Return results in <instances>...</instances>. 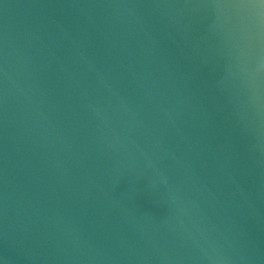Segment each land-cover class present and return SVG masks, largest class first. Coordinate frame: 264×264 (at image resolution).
<instances>
[{
  "label": "water",
  "instance_id": "95a60500",
  "mask_svg": "<svg viewBox=\"0 0 264 264\" xmlns=\"http://www.w3.org/2000/svg\"><path fill=\"white\" fill-rule=\"evenodd\" d=\"M0 264H264V0H0Z\"/></svg>",
  "mask_w": 264,
  "mask_h": 264
}]
</instances>
